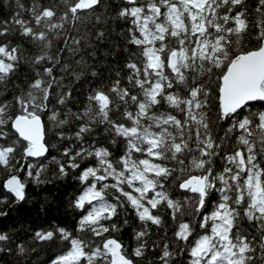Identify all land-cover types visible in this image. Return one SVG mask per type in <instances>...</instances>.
<instances>
[{"label": "snow or ice", "instance_id": "6c2138e0", "mask_svg": "<svg viewBox=\"0 0 264 264\" xmlns=\"http://www.w3.org/2000/svg\"><path fill=\"white\" fill-rule=\"evenodd\" d=\"M5 7L0 260L264 264V0ZM68 176L64 219L3 222Z\"/></svg>", "mask_w": 264, "mask_h": 264}, {"label": "trees", "instance_id": "16d2710c", "mask_svg": "<svg viewBox=\"0 0 264 264\" xmlns=\"http://www.w3.org/2000/svg\"><path fill=\"white\" fill-rule=\"evenodd\" d=\"M26 2V0H25ZM4 18H10V12L5 7V0H0V20ZM119 31V29H117ZM98 56L103 57V52L98 48ZM79 57H77L78 59ZM111 62L113 64L116 63L114 57H107L104 58V63L100 65V68L103 69L105 64ZM4 178V173L0 172V181ZM73 180L71 176H68L64 179L57 178L51 184L45 183L41 185L40 188H36L33 192V201L30 204L23 205L21 208L17 209L16 211H10L9 216L3 222L7 225H16L17 227L19 224L23 223L24 225H28L29 223H39V220L42 217H38L36 212V208L39 206L36 200V193L40 192L43 195L42 189L46 190L50 194V200L52 203L49 206V212L52 216H57L61 219H64V211L63 207L60 206V202L66 198V195L71 192V186L73 184ZM2 194V192H0ZM3 208H0V211H3ZM3 219V218H0ZM70 222V221H69ZM39 255H33L31 257L30 264H43L44 261L47 260L49 252L46 250V246H39L38 248ZM10 257H5L4 260H0V264H7L10 260Z\"/></svg>", "mask_w": 264, "mask_h": 264}]
</instances>
